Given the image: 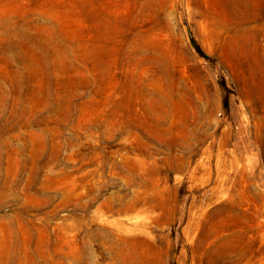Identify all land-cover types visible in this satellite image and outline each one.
I'll return each instance as SVG.
<instances>
[{
    "label": "rangeland",
    "instance_id": "rangeland-1",
    "mask_svg": "<svg viewBox=\"0 0 264 264\" xmlns=\"http://www.w3.org/2000/svg\"><path fill=\"white\" fill-rule=\"evenodd\" d=\"M0 264H264V0H0Z\"/></svg>",
    "mask_w": 264,
    "mask_h": 264
}]
</instances>
